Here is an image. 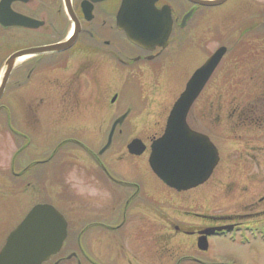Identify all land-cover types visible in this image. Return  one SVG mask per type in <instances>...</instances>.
I'll list each match as a JSON object with an SVG mask.
<instances>
[{
	"label": "flooded vegetation",
	"instance_id": "obj_1",
	"mask_svg": "<svg viewBox=\"0 0 264 264\" xmlns=\"http://www.w3.org/2000/svg\"><path fill=\"white\" fill-rule=\"evenodd\" d=\"M122 1L0 0L2 61L0 76L6 60L12 55L68 42L63 50L33 55L15 62L0 96L1 102L5 92L9 90V81L12 78L13 99L10 103L0 104V112L5 114L6 119L3 123L1 121L0 126L8 132L12 142L21 141L29 146L39 144L42 138V142L47 141L46 136L50 139L52 135H59L55 137L59 138L58 147L54 148L47 158L35 160L30 167H45L50 179L51 167L57 169V166H62H59L60 163L56 167L52 164L59 156V150L67 144L77 145L79 171L82 172V179L79 180L81 188L92 186L94 192L92 195L87 194L79 186V203L73 204L60 199L57 203L51 204L65 220L66 237L59 251L43 264H148L153 261L164 264L166 261L171 262V258L175 256L173 251L179 250L176 241L178 238L190 241L187 243L192 254L175 256L173 264H235L229 258L213 256L210 244L211 240L218 239L240 248L251 246L253 243L264 245V209H255L256 204L263 202L264 197L254 201L253 197L258 192L253 190L248 196L251 200H243L240 192L242 187L240 176L253 177L258 173L260 163L250 158L255 153L257 139L240 137L233 139L238 141L240 149L237 151L235 161L228 164L231 168L221 171L223 179L217 184L220 188L218 190H221L220 194H225L226 183L223 186V182L227 171L237 177L235 189L239 195H235V200L239 198V207L246 211H242L235 220L231 216H212L206 212L211 206L210 189L205 190L200 198L202 201H198L202 203L197 204L196 195H192L189 201L185 202L188 204L180 212L184 216L175 220L163 217L153 220L147 217L149 193L155 190L154 186L148 184L149 175L155 177L148 163L150 145L163 134L172 106L165 118L164 107L160 112L161 120L154 122L160 125L158 128L164 127L162 133L147 143L145 141L148 138L143 139L139 135H134L135 137L130 138L116 153L107 158L103 157L113 143L116 129L111 145L105 152L99 153L105 145L94 153L83 143L84 127L80 124L87 117L99 118L95 112L98 111L100 104L96 89L79 93V62L86 65V68L94 65L96 68H88L91 72L95 71L94 74L96 70L99 72L102 69L108 76H123L124 81L131 85L133 83L131 81L155 75L150 65L159 63L165 50L158 45L149 44L148 47H141L134 44L128 40L124 31L117 28L116 17ZM183 1L189 7L182 12L177 10L171 0H155L152 3L155 11H160L164 6L169 8L171 32L167 46L171 42V37L177 40L185 29L192 26L199 9L205 10L207 12L205 30L210 37L208 41L218 39L222 45L217 49H225L221 62L228 60L223 80L228 82L230 77L236 76L237 86L246 81L254 87L248 92L251 99L246 102L241 100L230 111L228 119L231 121L227 122L228 128L232 129V132L264 128V0H224L214 7H202ZM127 9L129 27L133 30L141 29L143 26L139 24L140 16L131 14L133 5L129 4ZM187 13L188 18L184 19ZM16 16L26 18L29 21L28 25H12ZM217 16L221 23L213 26L217 22ZM235 48L237 51L243 49L242 55L230 58L229 53ZM247 58L252 59L253 63L248 64L249 66L241 64V59L244 61ZM85 74L81 73L83 76ZM134 84L137 87V84L133 83V86ZM231 84L233 85L232 81ZM228 86L231 85L228 83ZM133 91L135 95H139L138 102L143 103L145 98L140 95L142 90L136 88ZM151 94L150 90L145 97L150 100L151 96L156 95ZM116 98L117 95L114 94L110 103L113 104ZM133 106L132 104L125 112L129 114ZM192 108L193 105L189 113ZM78 112L79 138L65 133L68 126L66 115ZM43 116L49 122L48 130L41 125ZM26 119L30 120L32 125L23 127ZM96 125L94 123V127ZM109 131L110 128L105 144ZM118 133L121 134V131ZM202 135L213 144L208 135ZM135 139L144 146L143 152L138 155L128 152V145ZM214 147L218 161L209 178L203 184L186 192L202 188L211 179L222 161L220 149L215 145ZM19 154L21 153L18 152L17 155ZM59 161H63V158ZM26 170L13 174L19 178L22 176L19 173H25ZM155 179L163 186H160L162 189L176 193L178 201V195L186 193L167 187L157 177ZM253 183L255 184V181ZM222 197L223 201L228 198L226 194ZM191 207L203 213L188 211ZM187 219L188 222L185 221ZM195 253L204 254L207 258L197 257Z\"/></svg>",
	"mask_w": 264,
	"mask_h": 264
},
{
	"label": "rangeland",
	"instance_id": "obj_2",
	"mask_svg": "<svg viewBox=\"0 0 264 264\" xmlns=\"http://www.w3.org/2000/svg\"><path fill=\"white\" fill-rule=\"evenodd\" d=\"M171 1L174 2L179 12L189 7L183 0ZM206 16L207 12L203 9H199L193 24H191L192 26L185 29L177 40L171 37V42L163 51L160 62L150 65V69L155 75L142 80L131 81L136 83L137 87L135 84L133 86V83L131 85L126 83L123 76H108L102 69H100L99 72L96 70V74H94L95 71L91 72L88 69L91 67L93 69V67H95L94 65L86 68V65H82L79 62V93L96 89L99 95V109L96 112L94 111L96 115H99V118H96V116L87 117L82 124H80L84 127L82 129L83 136H85L83 143L90 151L94 153L97 152L105 143L108 130L114 119L120 116L128 107L132 106V104L134 106L133 110L130 111L129 118L126 120V123L116 128L113 143L108 153H106L103 158L112 156L121 148L122 144L128 142L130 138L135 137L134 135H139V137H143V139L148 138V140L145 141L147 143L149 140H153L162 133L164 127L158 128L160 125L154 123L161 120L162 116H160V112L165 107V118L168 110L176 102L177 95L183 91L192 73L204 63L214 50L222 45L216 38L208 41L210 37L209 35L207 36L205 30L207 26ZM216 21L217 22L213 24V26L219 25L220 18L218 16ZM237 50L238 49L235 48L230 51V58L242 55L243 49L240 51ZM0 62L2 61L0 60ZM227 63L228 60H223L217 67L206 83L207 85L204 86V90L194 102L193 108L186 119L187 125L191 130L193 129V131L197 133L209 136L213 144L220 149L222 161L219 163V166L205 186L192 192L179 194V201L178 198L175 197V195L177 196L176 193L162 189L161 187L163 186L155 177L149 175L148 184L149 186H154L155 190H153V193H149L147 217L153 220L159 217L175 220L176 218L184 216L181 215L180 212L187 206L188 203L185 202H188L192 195H196L197 204L202 203L198 201H202L200 198L207 189L211 190L212 199L210 201V209L206 212L210 213L212 216L226 215L231 216L232 219L235 220L239 217L238 215L242 214V211H246L239 207V198L235 200V195L238 196L239 193L235 189L237 177L234 174L227 171L226 178L223 182V186L226 183L224 191L228 196V198H226L227 200L223 201L222 196L225 194H220L221 190H218L220 188L217 185L223 179L221 178V171L231 168L228 164L229 162L235 161L234 159L235 156H237V151L240 149L238 148L239 145H237L238 141L233 140L234 138L257 139L255 153L250 158L260 163L258 173L253 177L248 175H244L243 177L240 176L242 185V187H240V192H242L243 200L247 199L250 201L251 198H248V196L253 190H257L258 192V194L253 197L254 201L264 197V128L260 130L247 129L232 132L233 130L229 129L227 124V122L231 121L228 119L230 111L235 108L241 100L245 102L249 101L251 99L248 93L250 91L249 89L254 87L251 86L250 82L246 81H243L242 84L237 86L235 84L237 80L236 76L230 77L228 82L223 80L225 79L223 76L226 71ZM242 63L247 66L253 63V61L250 58L244 61L241 59V64ZM237 71L238 69H236V72ZM81 73L83 75L86 74L83 76ZM12 80L11 78L9 81V90L5 92L0 104H7L12 101ZM228 83L231 85L230 87ZM134 88L142 90L140 95L142 94V97L144 96L145 98L143 99V103L138 102L140 98L139 95L134 94ZM150 90L152 94L156 93V95L151 96L149 100V98L147 99V97H145V94L148 95ZM114 94L117 95V98L112 104L110 103V99ZM22 95H24V93H22ZM24 115L27 116L28 114ZM66 116L68 126L65 133L69 136L72 135L79 138V112L68 113ZM5 120V114L0 112V123L1 121L3 123ZM88 120L93 121L97 125L94 127V123L91 124ZM232 120H235V118H232ZM25 122V126L23 127L32 125V122L28 119H26ZM41 125L45 130H48L47 128L50 127L45 116L41 117ZM118 131H121V134H119ZM55 137H59V135H52L50 139L46 136L47 141L42 142V138L39 144H32L29 146V144L25 145L21 141L12 142L8 132L0 126V249L7 235L34 205L49 202V204H53L55 202L57 203L60 199L67 200L73 204L79 203V186L81 188L79 180L82 179V172L79 171V147L77 145L67 144L59 150V156L52 161V164L56 167L58 163H60L59 166H62H57V169L50 166V172L52 173L51 179L45 167L36 166L30 168L35 160L47 158L48 154L54 150V148L58 147L59 138L57 139ZM18 152L21 154L17 155ZM62 158L63 161H59V159ZM24 169L27 170L21 177L15 178L13 176L15 172H23L22 170ZM60 180L62 182H60ZM254 181L255 184L253 183ZM81 190L90 195L94 194L92 186L88 188L83 187ZM255 209H264V200L256 204ZM188 211L203 213V211L196 210L192 207L188 209ZM185 221L188 222V219ZM176 241L179 250L176 249V252L173 251L175 256L178 255L181 257L184 253L188 255L192 254L190 253V247L187 243H190L188 239L178 238ZM224 242L218 239L211 240L210 252L213 256L229 258L235 264H264V245L253 243L251 246L240 248L236 247L235 244L232 245ZM148 249H150V247ZM195 256L203 259L207 258V256L200 253H195ZM174 257L171 258V262L166 261L164 264H173ZM148 264H159V262L153 261Z\"/></svg>",
	"mask_w": 264,
	"mask_h": 264
},
{
	"label": "water",
	"instance_id": "obj_3",
	"mask_svg": "<svg viewBox=\"0 0 264 264\" xmlns=\"http://www.w3.org/2000/svg\"><path fill=\"white\" fill-rule=\"evenodd\" d=\"M154 1L123 0L116 17V25L134 44L141 47L152 44L165 48L171 32L169 8L164 6L160 11H155L152 6ZM186 1L202 7H214L224 0ZM129 4L133 5L134 10H131V14L140 16L139 24L143 27L139 30L129 27ZM28 22L26 18L16 16L12 25H28ZM67 45L68 42L25 50L9 57L0 76V96L17 60L57 52L65 49ZM224 53L225 49L219 48L193 73L169 113L164 135L150 147L151 170L164 184L177 191H186L203 184L217 164L216 149L205 136L189 129L186 117ZM143 150L144 147L138 140L132 141L128 146V151L132 154L138 155ZM65 237L66 223L63 217L50 205H35L8 234L0 249V264H43L59 251Z\"/></svg>",
	"mask_w": 264,
	"mask_h": 264
},
{
	"label": "bare ground",
	"instance_id": "obj_4",
	"mask_svg": "<svg viewBox=\"0 0 264 264\" xmlns=\"http://www.w3.org/2000/svg\"><path fill=\"white\" fill-rule=\"evenodd\" d=\"M129 116H130V113H129V115L126 117V119H125V121H124L123 123H126V120L129 118Z\"/></svg>",
	"mask_w": 264,
	"mask_h": 264
}]
</instances>
